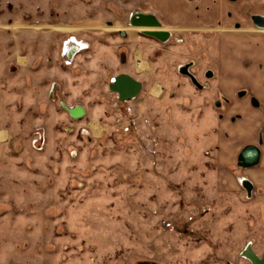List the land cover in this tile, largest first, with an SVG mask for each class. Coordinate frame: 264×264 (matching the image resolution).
I'll return each instance as SVG.
<instances>
[{
    "label": "rangeland",
    "instance_id": "obj_1",
    "mask_svg": "<svg viewBox=\"0 0 264 264\" xmlns=\"http://www.w3.org/2000/svg\"><path fill=\"white\" fill-rule=\"evenodd\" d=\"M143 1L0 0V264H252L247 249L264 253V186L238 164L254 135L239 136L249 122L237 105H261L219 81L228 58L242 77L264 71L252 21L264 0H225L231 30L170 29L165 42L127 29L139 12L169 29ZM120 73L142 83L136 97L110 89Z\"/></svg>",
    "mask_w": 264,
    "mask_h": 264
},
{
    "label": "crops",
    "instance_id": "obj_2",
    "mask_svg": "<svg viewBox=\"0 0 264 264\" xmlns=\"http://www.w3.org/2000/svg\"><path fill=\"white\" fill-rule=\"evenodd\" d=\"M143 2L146 8H150L161 18L163 24L169 30L172 29L180 32L204 29L211 31L225 29L229 31L231 30L229 26L237 18L230 15V5H227L228 2L225 0L224 2L222 0H149ZM253 12L262 13L264 10H253ZM238 13L239 11L237 13L235 12L234 15ZM244 13L245 9L240 12L242 16ZM257 30L260 29L257 28ZM235 60V58H228L223 60V62L221 61V73L223 72L224 74L220 77V86L226 95L232 97L236 95L235 93L239 88L247 87L257 96L258 102L261 105V107L255 108L248 99H244L243 104L240 107L239 105L237 106L238 110L243 109L246 113L248 112L246 123L249 122L248 127L244 125L239 128V136L241 134L245 135L246 129L252 131L254 135L251 139H246L239 151L241 152L249 144H254L259 147L261 151L259 164H261L262 168L255 169L254 166L249 167L248 169H251L250 175L252 177L249 179L252 180L251 182L253 184L259 183L264 186V139L261 141L262 130L264 129V71L247 70L248 75L246 74L244 77L239 75L240 73L244 74L242 70L240 72H235L234 70L229 72V68L231 67L229 64L232 67L238 66L237 61L239 60Z\"/></svg>",
    "mask_w": 264,
    "mask_h": 264
},
{
    "label": "water",
    "instance_id": "obj_3",
    "mask_svg": "<svg viewBox=\"0 0 264 264\" xmlns=\"http://www.w3.org/2000/svg\"><path fill=\"white\" fill-rule=\"evenodd\" d=\"M254 25L258 29L264 30V15L256 14L252 17ZM145 26H160V22L156 19L142 17L141 21L138 22ZM147 35L153 36L157 39L165 40L168 38L169 33L166 31H146ZM125 35V31H122ZM142 87V83L135 79L128 73H120L116 75L110 83V89L118 94L120 100H130L138 95ZM80 110V112L78 111ZM80 114H79V113ZM72 115L80 117L84 113V109L77 107L75 110H71ZM261 151L257 145L249 144L246 145L238 155V164L242 167H253L260 163ZM245 254L249 257L252 264H264V253L259 256L251 254L248 250Z\"/></svg>",
    "mask_w": 264,
    "mask_h": 264
},
{
    "label": "flooded vegetation",
    "instance_id": "obj_4",
    "mask_svg": "<svg viewBox=\"0 0 264 264\" xmlns=\"http://www.w3.org/2000/svg\"><path fill=\"white\" fill-rule=\"evenodd\" d=\"M141 17H146V18H151L152 16H150V15H146L145 13L144 14H142L141 15ZM141 19L142 18H140V17H138V16H136V17H133V19L131 20V23H130V25L128 26V30H135V31H143V32H146V31H150V30H155V31H159L160 29L159 28H149V27H147V26H138V25H141V24H139L138 22L139 21H141ZM153 19H155V18H153ZM105 29H114V28H112V27H107V28H105ZM126 29V30H127ZM166 29V28H165ZM120 30H121V28H120ZM124 30V29H123ZM168 31H170L169 29H167ZM259 31H262V29H260ZM172 35V34H171ZM171 37V36H170ZM158 40H160V39H158ZM160 41H162V40H160ZM162 42H165V41H162ZM138 59V62H137V67H138V69H139V64H145V67L147 66V62L145 61V60H143V59H140L139 57L137 58ZM144 67V68H145ZM140 70V69H139ZM157 89H159V92H158V94H155V95H157V96H159L161 93H162V87H160L159 85H156L155 86ZM85 112V111H84ZM3 133V132H2Z\"/></svg>",
    "mask_w": 264,
    "mask_h": 264
},
{
    "label": "built area",
    "instance_id": "obj_5",
    "mask_svg": "<svg viewBox=\"0 0 264 264\" xmlns=\"http://www.w3.org/2000/svg\"><path fill=\"white\" fill-rule=\"evenodd\" d=\"M142 14H144V13H141V12H139V13H137L136 15H138L139 17H141V15ZM146 15H148V14H146ZM154 27H156V28H159L160 30L159 31H166V32H168L169 33V36H168V38L167 39H165V40H162V41H166V40H168L169 38H170V36H171V32L170 31H168V30H166V29H164L163 27H162V25H161V23H160V26H154ZM161 40V39H160ZM75 44H77V45H69V44H67L66 45V55H67V58L68 59H70L73 55H74V53L75 52H79V51H81L82 49H84V47H83V45L82 44H78V42L77 43H75ZM67 59V63H70V61ZM77 108V107H76ZM76 108H74L73 110H75ZM85 113V112H84ZM84 113H83V115H84ZM82 116V115H81ZM80 116V117H81Z\"/></svg>",
    "mask_w": 264,
    "mask_h": 264
},
{
    "label": "bare ground",
    "instance_id": "obj_6",
    "mask_svg": "<svg viewBox=\"0 0 264 264\" xmlns=\"http://www.w3.org/2000/svg\"><path fill=\"white\" fill-rule=\"evenodd\" d=\"M138 26H145V25H138ZM147 27H149V28H156V27H154V26H147ZM150 31H155V30H150ZM145 67V64L143 63H141V64H139V69H142V68H144ZM138 69V68H137ZM154 90V92L155 93H158L159 92V89H157L156 87L153 89ZM79 112H80V110H78ZM78 112V113H79ZM81 113V112H80ZM79 113V114H80ZM2 133V132H1ZM249 252H251V254L253 253V254H256V255H258L255 251H253L252 249H247ZM260 256V255H259ZM245 257H247V259H249V257L245 254ZM250 260V259H249ZM251 261V260H250Z\"/></svg>",
    "mask_w": 264,
    "mask_h": 264
}]
</instances>
